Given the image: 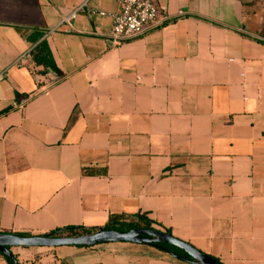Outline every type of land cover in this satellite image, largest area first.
<instances>
[{
    "label": "crops",
    "instance_id": "crops-1",
    "mask_svg": "<svg viewBox=\"0 0 264 264\" xmlns=\"http://www.w3.org/2000/svg\"><path fill=\"white\" fill-rule=\"evenodd\" d=\"M153 1L164 23L112 46L114 0H0V233L143 215L222 264H264V0ZM35 30L53 71L29 57ZM10 252L193 264L130 242Z\"/></svg>",
    "mask_w": 264,
    "mask_h": 264
},
{
    "label": "water",
    "instance_id": "water-1",
    "mask_svg": "<svg viewBox=\"0 0 264 264\" xmlns=\"http://www.w3.org/2000/svg\"><path fill=\"white\" fill-rule=\"evenodd\" d=\"M108 242H130L152 245L154 243L170 244L184 250L191 258L193 264H222L213 257L201 253L190 244L183 242L172 235L160 231L144 228H132L127 231L108 230L99 228L97 231L80 236L50 237L46 235L22 236L10 233H0V252L16 264L14 256L7 247L14 246H61V245H96Z\"/></svg>",
    "mask_w": 264,
    "mask_h": 264
},
{
    "label": "built area",
    "instance_id": "built-area-1",
    "mask_svg": "<svg viewBox=\"0 0 264 264\" xmlns=\"http://www.w3.org/2000/svg\"><path fill=\"white\" fill-rule=\"evenodd\" d=\"M116 11L109 14L112 19L111 27L105 35L107 42L116 46L146 34L166 20L165 7H158L153 0H114ZM86 5L74 10L63 20L67 21ZM100 14H103L100 12ZM4 72L0 71V80Z\"/></svg>",
    "mask_w": 264,
    "mask_h": 264
},
{
    "label": "trees",
    "instance_id": "trees-1",
    "mask_svg": "<svg viewBox=\"0 0 264 264\" xmlns=\"http://www.w3.org/2000/svg\"><path fill=\"white\" fill-rule=\"evenodd\" d=\"M42 36H43V32L38 30H35L27 35V40L32 45L31 49L28 52L29 57L33 61L35 66L36 65L41 66L43 67L44 70L53 71L55 70V65L52 59V55L46 44V41L42 38ZM31 71L33 72V69H31ZM132 228H144L149 230H156L155 228L152 227L151 221L146 219V217H144L143 215H137L136 218L131 221H123L112 217L103 227V229L119 230V231H127ZM98 229L99 228L65 227L62 229H56L45 235L50 237H62V236L74 237V236L91 234L97 231ZM166 233L170 234L169 231H166ZM152 245H155L163 250L170 251L177 258L192 263V258L184 250L178 247L165 243H154ZM7 249L10 251V247H7ZM0 255L4 257L9 264H13V260H11L9 257L2 254L1 252ZM16 264L18 263L16 262Z\"/></svg>",
    "mask_w": 264,
    "mask_h": 264
}]
</instances>
